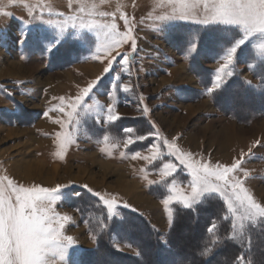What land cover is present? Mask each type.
I'll return each instance as SVG.
<instances>
[{"label": "rangeland", "instance_id": "1", "mask_svg": "<svg viewBox=\"0 0 264 264\" xmlns=\"http://www.w3.org/2000/svg\"><path fill=\"white\" fill-rule=\"evenodd\" d=\"M27 2L34 5L36 0ZM51 3L55 11H69L67 0H51ZM118 6H122L121 12L134 17L136 24L137 51L131 73L126 74L119 65H114V70L120 71L122 82L131 84L132 90H118L115 99L110 98L107 93L113 77L108 74L86 102L89 105L97 101L105 106L114 104L121 119L101 127L95 123L94 113H82L76 142L69 146L61 160L55 155L56 133L61 129L53 120L63 114L50 109L59 106L61 97L67 102L77 96L80 89L101 74L103 65L91 59L94 49L83 45L76 30H69L64 42L53 52H47L37 37L55 30L39 19V9L35 10L36 18H33L21 0L0 3V176L6 175L24 186L70 185L63 190L65 195L57 201L56 209L73 218L66 226L67 234L78 241L69 257L73 264L95 262L98 236L105 230L101 222L106 210L102 204L101 214L95 213L91 206L87 208L90 201L98 198L88 193L84 184L131 206L120 207L114 218L121 219L122 210L135 209L133 212L144 216L161 233L162 241L168 242L173 222L170 225L162 205L166 187L162 183H149V180L160 181L158 168L162 162H176L166 155L164 139L171 142L178 138L176 142L182 151L212 163L231 164L251 149V155L242 157L243 168L250 172L246 187L257 200L264 202V63L256 49L260 41L252 38L244 50L238 52L234 74L226 76L222 86L209 93L207 89L221 63L222 40L231 36V32L221 25L185 21H175L161 28L147 19L149 13L160 14L167 10L156 7L155 0H109L102 10L113 12ZM49 18L45 13L43 20ZM119 23L123 31V21ZM22 34L28 37L23 44L18 43ZM80 35L95 40L92 33ZM193 36L199 38L198 47L189 53V39ZM120 51H131L130 44ZM250 65L255 67L250 68ZM145 105L148 113L143 112ZM128 128L134 130L133 136H148L157 131L159 136L127 144L128 134L123 130ZM106 129L110 133L109 146L102 152L105 146L101 142L102 135ZM256 141L260 144L256 145ZM154 143L165 152L163 161L149 164L144 159L131 158L135 152L150 156ZM175 178L187 188L190 177L182 167H178ZM74 192L81 195L75 196ZM212 197L223 202L216 195L205 200ZM173 207L175 212V207L181 206ZM177 230L184 256L190 257L199 240L198 230L186 227ZM110 242L125 255L139 253L134 244L122 236L120 239L113 236ZM259 244L262 248L259 257L264 264V237ZM96 260L94 264H126L120 257L105 256Z\"/></svg>", "mask_w": 264, "mask_h": 264}, {"label": "snow or ice", "instance_id": "2", "mask_svg": "<svg viewBox=\"0 0 264 264\" xmlns=\"http://www.w3.org/2000/svg\"><path fill=\"white\" fill-rule=\"evenodd\" d=\"M15 2L16 0H9V3ZM21 2L33 18H36L35 10L39 9V19L55 30L54 33L37 37L47 52L51 53L58 48L66 39L69 30H76L77 38L83 45L94 49L91 59L103 65L101 74L80 89L77 96L69 98L67 102L61 97L59 106L50 109L63 114L61 118L53 120L61 129L56 133L55 142L58 150L55 155L63 160L69 146L76 142V133L82 123V113L85 115L94 113L95 123L101 127L121 119L114 104L105 106L97 101L95 105H89L86 100L93 94L94 89H98L108 74H112L113 77L107 93L110 98L115 99L118 90L123 92L132 90L131 84L122 82L120 71L114 70V65H119L126 74L131 73L132 61L137 51L136 24L134 17L120 11L122 6H118L117 11H103L102 6L109 0H67L68 12L55 11L51 0H36L34 5L27 0ZM155 3L156 7L167 10L160 14L149 13L147 19L161 28L175 21H185L200 25H221L232 33L222 40L223 47L219 55L221 63L215 69L214 79L207 89L209 93L219 89L226 76L234 74L238 52L243 51L244 46L252 38L260 41L256 49L259 59L264 63V0H155ZM45 13L50 17L48 20H43ZM119 21H123V31ZM28 23L25 21V24ZM82 32L94 34L95 40L81 36ZM22 37L18 43L23 44L28 38L26 34H22ZM198 39L195 36L190 37L187 49L189 53L197 50ZM126 44H130L131 51H120ZM252 67L255 65H250V68ZM246 83L251 84V81ZM143 112H149L146 105ZM123 131L128 134L127 144L144 140L148 136H159L158 131L148 133V136H133L131 134L134 130L131 128ZM176 139L171 142L162 140L166 155L173 157L176 162H162L158 168L160 181L149 180L150 184L162 183L166 187L162 205L168 214L170 225L174 218V205L193 209L205 198L216 195L223 200V215L220 218L230 223V231L226 238L239 243L241 248L247 251L252 243L249 226H264V202L257 200L246 187L250 172L242 166L244 163L242 157L251 155L252 150L242 153L241 158L235 159L231 164L212 163L209 159L203 157L197 159L193 153L182 151ZM109 140L110 133L106 129L102 135L101 142L105 145L101 148L102 152L107 151ZM255 143L259 145L260 141ZM115 146L113 143L112 147ZM150 151L152 152L150 156H142L140 152H135L131 158L144 159L149 164L163 161L165 152L161 150L159 144L154 143ZM178 167H182L190 177L187 188L183 186V182L175 178ZM144 179L148 177L144 176ZM69 186L68 184H57L55 187L39 184L24 186L6 175L0 176V264H73L69 257L78 241L66 231V226L73 218L56 209L57 201L65 195L63 190ZM83 188L98 198V202L106 210L108 219L117 216L120 207H131L109 193L94 191L87 184H84ZM73 195L80 196L81 193L74 192ZM101 227L107 228L108 225L101 222ZM217 229L218 225L215 222H211L207 227L210 242L200 253L202 256H209L214 247L223 242L224 238L217 233ZM245 251H241L236 257L235 264H251L250 257L248 260L245 259Z\"/></svg>", "mask_w": 264, "mask_h": 264}, {"label": "trees", "instance_id": "3", "mask_svg": "<svg viewBox=\"0 0 264 264\" xmlns=\"http://www.w3.org/2000/svg\"><path fill=\"white\" fill-rule=\"evenodd\" d=\"M226 89L227 87L223 91L226 92ZM90 203L87 208L91 206L95 213H103V208L98 199L95 198ZM222 205L221 200L212 197L204 200L193 209L175 207L174 219L168 232L167 243L162 241L161 233L137 212L122 210L121 219H108L104 215L102 222L106 223L108 227L98 236L97 248L94 251L96 255L95 262L96 259L100 260L101 257L109 256L113 259L120 257L126 264H235L236 257L241 251L245 250L241 248L239 243L226 238L230 231V223L220 218L223 215ZM79 210L84 214L81 209ZM211 222L217 223L218 229L216 231L224 239L221 244L214 247L212 254L204 257L200 253L210 242V236L206 229ZM178 227L198 230L199 240L193 246V255L189 254L190 257L184 256L185 252L177 238ZM122 228L127 229L128 232H124ZM249 229L252 243L251 248L245 251V259L248 260L250 257L251 264H261L259 253L262 248L259 240L264 237V226H253ZM113 236H117L119 239L120 236L124 237V239L134 244L139 253L137 255H125L117 251L110 242ZM141 237H144L146 241L142 240Z\"/></svg>", "mask_w": 264, "mask_h": 264}, {"label": "bare ground", "instance_id": "4", "mask_svg": "<svg viewBox=\"0 0 264 264\" xmlns=\"http://www.w3.org/2000/svg\"><path fill=\"white\" fill-rule=\"evenodd\" d=\"M67 60V59H66ZM104 260V259H103Z\"/></svg>", "mask_w": 264, "mask_h": 264}]
</instances>
